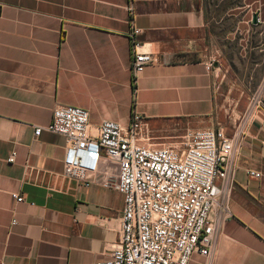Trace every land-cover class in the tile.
<instances>
[{
    "label": "crops",
    "instance_id": "obj_1",
    "mask_svg": "<svg viewBox=\"0 0 264 264\" xmlns=\"http://www.w3.org/2000/svg\"><path fill=\"white\" fill-rule=\"evenodd\" d=\"M243 3L241 15L262 18L263 0ZM233 9L228 17L240 16ZM212 27L206 0H0V264H92L119 241L124 199L114 176L105 186L101 172L84 187L65 175L67 139L35 136L61 106L88 110L94 129L128 127L139 114L156 145L188 130L243 128L211 258L195 254L190 264H264V108L227 84L219 62L207 71ZM133 28L156 60L137 83Z\"/></svg>",
    "mask_w": 264,
    "mask_h": 264
},
{
    "label": "built area",
    "instance_id": "obj_2",
    "mask_svg": "<svg viewBox=\"0 0 264 264\" xmlns=\"http://www.w3.org/2000/svg\"><path fill=\"white\" fill-rule=\"evenodd\" d=\"M140 34L138 28L129 34L133 83L156 62L142 51ZM216 62V57L208 60V72ZM43 131L67 139L68 178L89 188L101 172L105 186L112 175L123 196L119 241L107 259L92 264H190L195 254L211 258L217 234L214 214L230 186L231 159L243 128L233 136L223 128L188 130L173 144L156 145L145 135L139 114L128 127L105 121L94 129L88 110L61 106L49 126L36 128L35 136ZM15 159L14 153L8 162ZM249 175L260 177L254 171Z\"/></svg>",
    "mask_w": 264,
    "mask_h": 264
},
{
    "label": "rangeland",
    "instance_id": "obj_3",
    "mask_svg": "<svg viewBox=\"0 0 264 264\" xmlns=\"http://www.w3.org/2000/svg\"><path fill=\"white\" fill-rule=\"evenodd\" d=\"M206 2L216 42L215 57L222 73L228 76L227 84L247 90L249 96L243 100H251L264 108V15L261 19L258 17V27L251 28L254 15L240 14L244 8L243 0ZM258 7L264 14V0ZM232 8L241 17H228Z\"/></svg>",
    "mask_w": 264,
    "mask_h": 264
},
{
    "label": "water",
    "instance_id": "obj_4",
    "mask_svg": "<svg viewBox=\"0 0 264 264\" xmlns=\"http://www.w3.org/2000/svg\"><path fill=\"white\" fill-rule=\"evenodd\" d=\"M257 20H258V15L255 14V15L253 16V22H254V23H257Z\"/></svg>",
    "mask_w": 264,
    "mask_h": 264
}]
</instances>
